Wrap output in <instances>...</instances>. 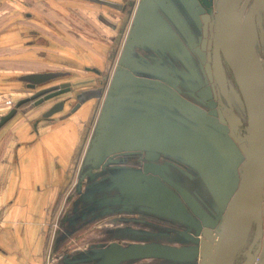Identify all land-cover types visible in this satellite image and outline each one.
Instances as JSON below:
<instances>
[{
  "label": "crops",
  "instance_id": "1",
  "mask_svg": "<svg viewBox=\"0 0 264 264\" xmlns=\"http://www.w3.org/2000/svg\"><path fill=\"white\" fill-rule=\"evenodd\" d=\"M109 1L121 3L124 8L119 10L92 0H0L1 118L7 115L19 100L37 91L30 89L28 81L24 79L29 74L49 71L69 72L70 80L73 81L77 78L92 76L85 71V66H92L94 62L106 60L109 47L113 45V40L119 35L122 25L128 20L130 2L134 0ZM169 1V4L175 8V14L180 15L183 23L191 31L193 30L195 35L201 27L206 31L205 9L202 10L203 7L197 3V0ZM137 3L138 0H136ZM146 20L148 19H143L145 26L139 27V39H143L145 33H149L146 53L152 57H150L151 62L156 63L158 67L135 72V75L170 85L180 90L186 98L190 95V91L185 89L179 79L178 74L181 72L179 62L165 45L166 42L171 43L173 39L161 28L153 27ZM172 24L171 26L174 27L175 23ZM153 28L155 31L152 30ZM101 65L102 63L99 64ZM67 78L64 76L61 80ZM38 87L42 89L45 86ZM142 88L141 85H132L130 88L121 89L129 93L133 90V94L117 101L116 115L111 116L109 123L116 124L137 112L148 109L161 113L175 122H177L176 119L180 120L181 113L179 114L168 99L156 94H140ZM154 88L159 87L154 86ZM8 101H11V104ZM51 104L52 102H48L34 108L26 104L16 116L0 127V264H113L115 259L112 258L106 246L107 241L112 239L111 229L103 232L100 239L99 233L91 235V241L92 236L98 237L91 246V260L84 261L81 257L66 259L61 256L62 240L56 254L53 258L51 256L50 238L53 233H57L53 230L52 224L59 218L62 206L67 199L70 182L78 173L83 158L86 157V147L97 134V125L102 115L101 106L94 98L75 113L68 115L70 108L66 106L63 111L44 118L43 114ZM136 152L140 153L141 150L122 152L118 161L108 165L109 174L115 168L134 167L135 164L128 161L127 157L137 154ZM216 152L219 155L220 172L213 177L214 181L204 167L206 162L192 161L170 154H161L157 162L167 159L176 173L180 168L185 171L190 170L193 177L190 173L189 176L191 179H197L200 185H187L186 189L198 203L197 197L204 200L207 194V197L212 199L210 205L213 207L211 214L205 211L206 215L216 214L218 217L221 211L217 213V209L227 204L228 199L231 200L237 185L240 184L242 169L231 157L223 156L222 151L216 149ZM168 173L171 174L170 170ZM129 177V182L134 181L132 174ZM141 180L146 182L149 176ZM178 180L179 178L176 179ZM181 181L183 177L178 182ZM109 184L106 183L102 187L108 186L106 188H109L108 191L112 194L113 190L110 189ZM137 186L145 190L143 185L124 186L129 188L128 191L132 194L128 204L136 207L133 211L143 210V206L146 207V204H149L145 195L135 193L134 189ZM182 186L185 187V185ZM102 187L88 189L85 195L89 197L86 199L84 196L81 199L96 205V212L91 216L92 222L93 220L99 222L100 216L104 215L101 212L107 213L112 207V202H103L102 207L92 202L93 195L98 196L97 191L99 192ZM169 189L174 201L170 202L163 195L158 201L167 208L172 207L173 214L168 212L167 214L179 221L182 219L180 214L181 216L184 214L182 210L184 204L176 191L174 192L170 187ZM187 203L199 217H193V219L197 223L198 220L205 223V219L190 202L187 201ZM78 206L82 207V202ZM177 214L179 217L176 216ZM214 216L210 219L214 220ZM83 218L85 217L82 216L80 219L79 215L74 219L77 221L76 224H80L75 230L76 233L85 228ZM107 221L108 226L115 227L114 221ZM215 221H217L216 218ZM160 243L154 244L166 245L162 241ZM169 246L178 248L174 245ZM191 257L188 260L194 258ZM147 259L139 258L118 264H149Z\"/></svg>",
  "mask_w": 264,
  "mask_h": 264
},
{
  "label": "water",
  "instance_id": "2",
  "mask_svg": "<svg viewBox=\"0 0 264 264\" xmlns=\"http://www.w3.org/2000/svg\"><path fill=\"white\" fill-rule=\"evenodd\" d=\"M92 1L119 10L124 8L123 4L109 0ZM243 1L245 0H197V3L201 2L209 8L207 23H210L211 40H213V42L210 41V46L213 47L214 76L220 92L231 105L228 78L221 59L222 54L233 74L246 108L247 130L246 136L239 141L241 145L240 151L235 144L229 140L227 141L226 138L209 127V125H213L211 119L205 115L202 109L193 103H189L180 90L178 91L156 80L137 77L133 73L125 71L123 75H117L115 78V83L112 85L114 89L110 91L109 97L105 101V106L97 125V134L92 139V145L85 157L89 167L94 169L103 162L109 165L118 161V156L124 151H145L147 160L150 163L156 161L161 154H170L192 161L206 162L207 166L205 165L204 167L207 168V172L212 176L213 181V177L220 172L219 155H217L216 149L222 151L223 156H229L237 164H242L240 184L235 189L228 206L223 212L218 235L215 238V246H213L212 252L208 256L207 264H235L239 253L250 237L253 224L256 223L258 226L257 235L254 243L249 248L247 259L243 263L255 264L259 250L253 253L252 249L262 233V204L264 199V60L258 52L257 44L258 31L259 29L263 31L264 28V0H255V3H249L250 1L248 0L249 2L246 1L244 3L247 9H253L254 12L249 29L245 27L239 13ZM134 3L135 1L130 2L131 8L135 6ZM169 3V0H139L133 20L135 27L131 37H134L136 42L134 44L139 46L146 45L145 49H148L146 43H148L149 33H145L143 39H139L138 33L139 27L145 26L143 24V19L145 20V18L148 19L146 21L150 22L153 27L161 28L167 35H170L173 41L171 43L166 42L165 45L170 52L181 60L186 71H189V75L183 71L178 75L185 89L187 88L192 93L193 90L198 89L201 79L197 76L193 65L189 63L186 57V50L181 45L175 29L180 32L183 29L186 36L191 40H193L194 36L191 30L183 23L180 15L175 14L174 6ZM249 4H251V7H248ZM172 23H175L174 27L171 26L173 25ZM152 30L155 31L154 28ZM209 57H211V52ZM145 67L146 69L133 67V70L135 72L150 70L148 65ZM66 75H70V73L49 71L25 76L24 79L28 81L29 88L37 91L15 103L11 111L1 118L0 127L16 116L24 105L30 104L34 108L68 92L71 82H65L64 79L61 80ZM132 85L143 86L140 94H156L168 99L171 105L181 111L182 116L202 124V127H187L186 125L189 123L182 125L161 113L150 111V109L137 112L128 119L116 122V124L109 123L111 116L113 114L116 115L117 101L133 94V90L131 94L121 91V89L130 88ZM38 86L45 87L39 89ZM154 86L159 88H154ZM136 93H139V91ZM203 93L204 89L198 92V96L203 101H208L209 96L207 97ZM82 94L79 97L80 102L72 109L73 112L79 109L82 103L100 96V93L97 91L95 93L93 90H88ZM121 96L123 97L120 98ZM62 105L63 103L60 102L49 108L43 114V117H51L62 110ZM229 111L233 116H236L231 108ZM116 117L118 118V115ZM230 118L228 117L230 122L235 124V121ZM237 119L239 120V118ZM239 123L242 124V121ZM215 126L220 127L217 124ZM203 128H207V132ZM136 178L142 179L143 176H136ZM144 186L150 189L149 185ZM213 186L221 187L219 185ZM179 189L187 201L205 219V223L210 224L211 219L206 215L204 208L186 191L182 188ZM217 191L222 192V190ZM107 201H104V203H107ZM211 221L213 222V220ZM214 225L211 223V227ZM109 251L112 258L115 259L113 264L139 258L155 257L186 260L192 256H189L191 249L151 243L133 244L126 247L114 243L109 248ZM262 264H264V261Z\"/></svg>",
  "mask_w": 264,
  "mask_h": 264
},
{
  "label": "flooded vegetation",
  "instance_id": "3",
  "mask_svg": "<svg viewBox=\"0 0 264 264\" xmlns=\"http://www.w3.org/2000/svg\"><path fill=\"white\" fill-rule=\"evenodd\" d=\"M136 4V0H134ZM199 5H201L202 10L205 9L206 16L208 15L209 8L199 2ZM136 9L135 6L129 10V16L128 20L124 25H122V28L120 29L119 35L117 38L113 40V45L109 47V53L106 57L105 61H101L99 63H92V66H85V71L92 74V76H87L83 78H77L76 81L70 80V75H66L65 77H68L67 79H64L65 82H71L70 90L60 96H57L49 101H46L44 103L52 102L51 107L56 105L57 103H63V108L60 111H63L66 106H69L70 111L69 114L75 113L81 108H83L86 104H89L90 99L86 101L85 103H82V106L77 109L75 112L72 111V109L80 102L79 97L82 96L83 92H86L88 90H93L100 93L99 97H96L95 99L98 101V104L101 106V114L105 106V101L109 97L110 91L114 89L112 87L113 83H115V78L117 75H123L125 71H129L135 75L134 68L139 69H146V65L149 66V69L157 68L158 66L156 63H152L150 57L148 56V53H146L145 46L146 45H136L134 43V37H131V34L133 32V29L135 25L133 24V20L135 17ZM264 24V20H263ZM210 23H207L206 25V31L203 28H200V31H198V34L195 35V32L192 30L193 34V40L189 39L186 36V33L183 29H181L182 32L175 29L180 37V43L186 50V57L189 60V63L193 65L194 69L196 70L197 76L201 79V84L197 87V90H193L192 93L190 92V95H187L186 98L202 109L205 112V115L211 119L213 122V125H209L215 132L226 138V140L232 142L235 144V146L240 151V143L239 141L242 140L246 136V130H247V112L246 108L241 104L240 100H237L236 102L232 99V94H236V90L239 92L238 86L235 82V79L233 77V74L231 70L229 69L225 58L221 54V59L223 66L225 67L227 78H228V85H229V98L231 105L228 103L227 98H225L218 87V84L215 80L214 76V68H213V55L212 50L213 47L210 46L211 40V32H210ZM264 31V28H263ZM259 29L258 31V44L257 49L260 54V56L264 60V32ZM181 34V35H180ZM131 37V38H130ZM184 44V45H183ZM140 50H137V49ZM143 50V51H141ZM145 51V52H144ZM211 52V57H209V53ZM174 55V54H173ZM178 60V64L180 65L179 68H181V71L184 73H187L189 75V71H186L185 67L183 66L181 60L174 56ZM152 58V57H151ZM133 60V61H132ZM99 66V64H101ZM160 68V67H159ZM211 73V74H210ZM170 86V85H169ZM204 89V93L206 96H209L208 101H203L199 96L198 92ZM240 93V92H239ZM85 96V94H84ZM241 96V95H240ZM243 102V101H242ZM43 103V104H44ZM42 105V104H41ZM39 107V106H37ZM232 109L236 116H233L232 113H230L229 109ZM231 117L233 121H235V124L231 123L228 117ZM53 116V115H52ZM51 116V117H52ZM239 118V120L237 119ZM242 121V124L239 123ZM215 124H217L220 127H216ZM222 127V128H221ZM137 153V152H136ZM120 156V155H119ZM118 156V158H119ZM122 158V157H121ZM128 161H130L132 164H135L132 168H115L114 171H110V175L113 179V181L110 182L109 185H111L110 189L115 188L116 185L119 186V191L121 193L122 198H113L110 202L112 204L114 203H122L123 201L127 202L131 199V193H129V188H124V186L127 185H149L150 189L146 188L144 186L143 188L139 189V186L137 188L135 187V193L138 195H145L148 199L147 202L149 204H146L147 206H143V209L141 212L147 213L146 211L156 212V211H167L170 214H173L174 210L172 207H170L168 210L165 208L162 203L158 201L159 197L163 195L164 198L172 202L173 198L171 196V189L173 191H176V194L179 196L180 200L184 204L182 207L183 215L182 219H186L185 214H188L192 217H197V215L194 213V211L191 209L189 204L187 203V199L184 197V195L181 193L179 188H182L184 191H186L189 195L188 189H186L187 185H195L199 184L200 182L197 179H191L193 177V174L191 175V171H185L184 169L180 168L176 171H174L173 167L171 168L170 163L167 159L159 160L156 159V161H151L153 163L148 162L147 160V153L145 151H141L140 153H137L135 155H131L127 157ZM167 163H166V162ZM240 167H242V164H239ZM182 169V170H181ZM170 170L171 174L168 173ZM188 172V173H187ZM190 173V176H189ZM132 174V178L134 181L129 182V176ZM136 176H149V180L144 182L140 181L141 178H136ZM180 183L178 182L180 179H182ZM176 181V179H178ZM119 179V182L117 181ZM193 180V181H192ZM130 183V184H129ZM132 183V184H131ZM124 185V186H123ZM152 187H151V186ZM182 185H185L182 186ZM177 186V187H176ZM185 188V189H184ZM188 188V187H187ZM149 191V192H148ZM124 192V193H123ZM88 197V196H87ZM86 197V199H87ZM206 198L204 200L197 197L199 203L202 205V207L205 209V211L209 212L211 214L212 207L210 203H212V199L210 197H207V194L205 196ZM85 199V201H86ZM96 199V198H95ZM93 199V203L97 202L98 200ZM85 201H82L83 206L88 205ZM120 201V202H119ZM174 201V200H173ZM158 203V204H157ZM263 213H262V233L260 235V238L258 239L257 243L253 246L252 252L255 253L257 250H259L257 259L255 264H262L264 261V199H263ZM77 207L79 208L78 204ZM132 210V209H131ZM179 217V215H176ZM210 216V215H208ZM211 215L210 217L212 218ZM151 219L158 221V216L151 214ZM199 218V217H197ZM215 218L217 219V216H214L213 222L210 220V224H208L209 227H211V223L215 224ZM187 220H190L187 218ZM196 226V225H195ZM198 226V224H197ZM257 224L254 223L253 227L250 232V237L245 244V246L242 248L241 252L239 253L236 263L235 264H243L244 261L247 259V253L249 251V248L254 243L255 237L257 235ZM204 231V230H203ZM124 237V236H122ZM123 239V238H122ZM114 243H118L120 245L124 244L117 240H110L107 241L106 246L109 249ZM126 247V246H125Z\"/></svg>",
  "mask_w": 264,
  "mask_h": 264
},
{
  "label": "rangeland",
  "instance_id": "4",
  "mask_svg": "<svg viewBox=\"0 0 264 264\" xmlns=\"http://www.w3.org/2000/svg\"><path fill=\"white\" fill-rule=\"evenodd\" d=\"M246 1L248 0L243 1V3L241 4L239 13L245 27L249 29L254 12L253 9L246 8L244 4ZM249 1V3H255V0ZM248 7H251V4H249ZM235 90L236 94H232V99L234 102L240 100L243 106L240 93L236 88ZM122 97L123 96H121L120 98ZM188 102L191 103L189 100ZM175 108L178 109L177 107ZM180 112L181 111L179 110V114ZM179 116L180 120H176L182 125L189 123L188 125H186L187 127H202V124L194 122L190 118L188 119L186 117V119L181 114ZM204 131L207 132V128H205ZM91 141L92 139L86 147V155L88 149L92 145ZM83 159V162L78 168V173L74 175L73 179L70 182L67 191V199L62 206L59 218L52 224L53 230L57 231L56 234L53 233L54 236L52 234L53 238H50L49 243L52 258L53 255L56 254L57 247H59L60 244V240H62L63 242L60 245L62 254L61 256L66 257V259L71 257H81L84 261L91 260V246L93 245V241L98 239V237L92 236L93 239L91 241V235H97L96 233H99L100 239L103 235V232H108V230L111 229L112 239H110L117 240L120 243L122 242L124 246L133 244H154L156 242L161 244L160 242L162 241L166 245H174L178 246V248L185 247L186 249H191L192 251H189V256L192 255V257H194L192 260L186 259L183 261L160 257L148 258L147 262L149 264L152 262H161L163 264H207L209 259L208 256H210L213 246H215V238L218 235V228L221 223V217L226 207L228 206L230 199H228L227 204L225 203L217 209V213L218 211L221 212L217 217V221L213 227H209L207 223H202L199 220L197 223L193 219V217L189 216L188 214H185V220L181 219L178 221L169 216L167 214V211L165 210H159L156 212L146 211L147 213L141 212V209L140 211H133V209H135L136 207L132 204L129 205L128 201L112 204L109 212H101V214L104 215L100 216L101 220L99 222H96L95 220H93L92 222L91 216L94 212H96V205L88 203V205H84L78 208L77 204H80V202H82V197H86L85 193L88 189L98 186L102 187V185L110 183L111 181H113V179L109 174L108 165L106 162H103L99 167H95L94 169H92L87 164L86 158L84 157ZM117 181L119 182V179ZM106 187L100 188L101 190H99V192L97 191L98 196L93 195V199L96 198L95 200H98L96 203H98L101 207L103 206L102 203L106 200H108L107 202H110L113 198H122L118 185H116L115 188L111 189L113 190L112 194L109 193V188L107 189ZM106 210L107 207L105 208V211ZM151 214L157 215L159 217L158 221L151 219ZM79 215L80 219L82 216L85 217L83 218L85 219V228L79 230V233H76L75 230L80 224H76L77 221H75L74 219ZM214 215L216 216V214ZM187 218H189L190 220H187ZM107 220L114 221L115 227L108 226ZM91 232L95 234H91ZM75 251L77 253L73 254V252Z\"/></svg>",
  "mask_w": 264,
  "mask_h": 264
},
{
  "label": "built area",
  "instance_id": "5",
  "mask_svg": "<svg viewBox=\"0 0 264 264\" xmlns=\"http://www.w3.org/2000/svg\"><path fill=\"white\" fill-rule=\"evenodd\" d=\"M9 104H11V101H8ZM0 121H1V117H0Z\"/></svg>",
  "mask_w": 264,
  "mask_h": 264
}]
</instances>
